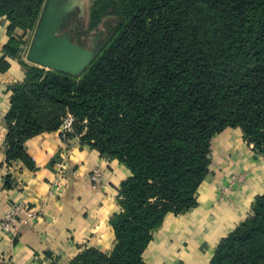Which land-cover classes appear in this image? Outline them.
<instances>
[{"label": "trees", "instance_id": "1", "mask_svg": "<svg viewBox=\"0 0 264 264\" xmlns=\"http://www.w3.org/2000/svg\"><path fill=\"white\" fill-rule=\"evenodd\" d=\"M45 2L0 0L9 22L4 54L20 60ZM98 26L105 35L78 75L20 60L25 76L12 85L4 118L6 158L27 162L24 142L73 114L67 136L129 175L108 220L113 247H87L70 264H96L91 254L98 264H144L166 214L197 205L217 134L239 128L264 156V0H92L87 29ZM209 264H264V193L215 244Z\"/></svg>", "mask_w": 264, "mask_h": 264}, {"label": "crops", "instance_id": "2", "mask_svg": "<svg viewBox=\"0 0 264 264\" xmlns=\"http://www.w3.org/2000/svg\"><path fill=\"white\" fill-rule=\"evenodd\" d=\"M8 27L0 15V217L18 202L40 215L21 226L15 238L0 230V264H70L87 247L107 253L115 243L108 220L119 209V184L129 175L125 166L81 143L79 135L62 139L58 130L24 142L27 162L6 158L4 118L11 87L25 76L20 60L51 69L28 57L35 31L26 56L23 51L20 60L4 54ZM12 33L24 37L20 28ZM210 148L208 173L196 190L197 205L183 214H166L145 249L144 264H209L215 244L246 218L255 198L264 193V156L242 138L239 128H225ZM58 164L64 165L60 174ZM93 169L101 174L98 189L90 182ZM57 177L61 191L49 196Z\"/></svg>", "mask_w": 264, "mask_h": 264}, {"label": "rangeland", "instance_id": "3", "mask_svg": "<svg viewBox=\"0 0 264 264\" xmlns=\"http://www.w3.org/2000/svg\"><path fill=\"white\" fill-rule=\"evenodd\" d=\"M51 1L53 10L56 12L53 18L56 20L58 25L61 23L62 25L59 26V28H55L52 33L53 36L50 35V37L56 39L59 44L65 43V47H68L66 48L67 52L65 54L72 57L73 59L78 60V65L81 66L88 60L91 52L98 48V45L101 44L102 38L105 35V29L102 26H98L91 30L87 29L92 0ZM51 22V18L47 19L49 26ZM79 24L83 30L78 34L79 36H76L74 31ZM58 25H55L54 27ZM54 45L55 44L52 43L43 47L44 53H42V55L44 56L39 58V63L44 62L51 66H61V63L59 62L60 53L57 51L58 48ZM27 48V46L24 48L22 53L23 56H26ZM44 66L49 67L45 64ZM250 212L246 214V217L250 214ZM89 258L92 259L96 264L100 263V260L94 254H91ZM89 258L85 259L88 260Z\"/></svg>", "mask_w": 264, "mask_h": 264}, {"label": "built area", "instance_id": "4", "mask_svg": "<svg viewBox=\"0 0 264 264\" xmlns=\"http://www.w3.org/2000/svg\"><path fill=\"white\" fill-rule=\"evenodd\" d=\"M75 123V117L70 112H66L61 118L58 131L62 139H67V134L73 131V125ZM61 170L64 169V165L58 164ZM100 171L99 169H93L90 174V182L92 188H100ZM61 177H57L55 181L52 182V186L48 192L49 196L58 195L61 191L60 180ZM40 211L29 207L24 202H18L8 208L3 215L0 217V230L7 233L10 237L15 238L19 234L21 226L30 223L35 218H38Z\"/></svg>", "mask_w": 264, "mask_h": 264}, {"label": "water", "instance_id": "5", "mask_svg": "<svg viewBox=\"0 0 264 264\" xmlns=\"http://www.w3.org/2000/svg\"><path fill=\"white\" fill-rule=\"evenodd\" d=\"M55 13L56 12H54L53 7H52V1L46 0L43 11H42V15L40 18V22L33 36V40H32V44L30 47L28 57L33 59L34 61L39 62V58L44 56L42 55V53H44L43 47L54 43L55 44L54 46L58 48L57 51L60 53L59 62L61 63V66H51V65H48V63H44V62L42 64H45L54 70H60V71L68 72L73 75H78L88 65V63L90 62V60L92 59L94 55V52L99 49V45L97 49L91 52L90 57L85 63H83L81 66L78 65L79 63L78 60L73 59L72 57L65 54L67 52L66 48H68V47H65L66 44L65 43L59 44L56 39H54L53 37H50V35L53 36L52 34L53 30L57 27L59 28V26L62 25V23L58 25L56 20H54L53 17L55 16L54 15ZM50 18L52 22L49 26L47 23V19H50ZM55 25H58V26L54 27Z\"/></svg>", "mask_w": 264, "mask_h": 264}]
</instances>
